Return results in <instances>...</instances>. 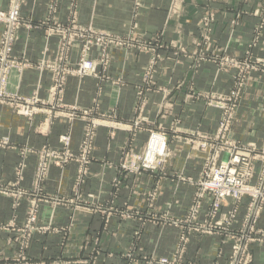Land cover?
<instances>
[{"label": "rangeland", "instance_id": "374dc122", "mask_svg": "<svg viewBox=\"0 0 264 264\" xmlns=\"http://www.w3.org/2000/svg\"><path fill=\"white\" fill-rule=\"evenodd\" d=\"M182 1L169 0L167 21H179L182 13L177 4ZM56 2L51 0L50 15L55 13ZM72 2L69 23L51 21L53 25L47 28L45 37L49 39L55 36L57 42L52 52L47 47L44 49L37 63L14 52L21 31L37 27L22 15L25 0H6L4 8H0V119L3 116L2 107H6L11 116L23 119L26 126L37 133L56 124L58 134L56 147L45 144L40 148L29 145L17 147L9 136L0 134V150L16 149L19 158L14 168V180L9 183L0 180V196L11 201L14 213L22 202L26 204L21 223H17L14 218L0 222V232L11 233L5 245L15 247L12 260L0 257V261L3 260L5 264H102V259L110 255L98 239L91 237L82 241L81 238L74 239L73 256L69 258L64 254L49 257L31 255L34 242H43L48 239L43 237L50 233L68 232L70 224H75L81 213H90L103 218L105 225L112 215L122 221H135L129 244L121 254L122 264H197L192 259H185L187 249L194 242L201 243L212 237L220 238L228 251L224 258L225 254L219 250L213 263L209 264H255L253 248L264 244V229L258 227L264 211V141L258 144L251 140L252 136L248 133H243L244 115L241 107L247 90L264 77L263 59L255 55L264 30V0H236L234 3L237 11L230 21L232 27H239L246 17L257 20L249 42L242 49H234V52L221 40V34L225 31L215 29L225 22V16L223 10L213 6L219 4L214 1L212 9L204 7L198 15L201 32L198 42L191 43L194 45L191 47L193 50L189 45L181 46L176 38L167 35L168 32L149 34L141 31L137 27V17L142 19L143 14H134L133 21L122 31L98 29L92 24L77 25L74 8L77 3L76 0ZM222 5L224 7L225 4ZM140 7L142 3L134 1L135 13ZM15 10L18 16L12 19ZM234 28L231 34L237 36L238 30ZM174 33L177 34L176 31ZM75 48L78 49V57L73 62L71 55ZM144 56H147V61L139 63L140 57ZM182 58L185 59L186 76L189 71L195 75L200 70L205 73L212 70V79L206 81L202 78L201 81L212 82L213 87L210 91H198L194 88L195 77L184 83L186 94L180 95L184 98L179 96V100L186 103L185 106L192 101L201 104L198 103V111L187 110V114L179 117L175 105L169 101L174 95H164L160 101L159 96L153 99V94L149 93L154 91L152 88L159 75L176 71V66L182 64ZM88 61L92 62L93 69L84 71L82 65ZM29 69H35L39 76L44 73L50 76L45 96L40 95L39 80L30 94L20 92L19 82ZM133 75L139 80L135 85L133 83V117L121 118L117 107L103 109V98L111 99V95L104 96L105 85L123 87L127 77ZM71 79L77 81L78 89L71 100H67L66 87ZM167 80L173 85V92L181 87L180 84L176 86L170 77ZM86 81L94 86L89 97L81 93ZM148 104L153 105V109H149L152 114L145 109ZM259 112H255L257 121H260L259 125L264 130V111ZM196 113H199L200 120L205 118L206 122L212 123V131H192L187 128L179 131V127H184L183 123L188 127L192 126L194 120H199L192 115ZM252 115L253 112H250L249 116ZM78 131L79 140L72 148L73 135ZM102 131L110 139L118 131L127 135L121 147L124 155L118 165L121 176L149 172L156 180L149 191L138 192V197L147 199L145 210L143 207L138 210L114 209L97 202L94 193L84 190L97 135ZM142 134H146L147 138L143 143L138 142L136 147V141ZM154 138H158V141ZM175 150L179 151V157L172 156ZM31 157L35 159L34 174L31 186L25 188L21 184ZM184 162L200 167V172L197 179L183 174L177 176L190 187L191 197L190 203L184 207L183 215L173 218L169 210L161 212L155 207L162 193L159 179L165 176L167 166L182 165ZM72 164L76 165V172L69 193L65 194L59 189L47 192L46 184L52 168L63 170ZM224 167L233 171L234 184L243 183L247 187L238 199L231 196L220 199L214 190L208 188H212V174ZM113 184L111 197L117 195L121 181L116 179ZM64 218L69 222L66 227ZM147 225L159 230L165 226L178 230L169 258L158 257L154 252L149 256L142 253L139 246ZM50 240H55L56 247H64V236L51 237ZM120 241L123 243V239ZM82 242L84 252L76 254ZM152 243L157 246L158 239L152 240Z\"/></svg>", "mask_w": 264, "mask_h": 264}, {"label": "crops", "instance_id": "0c3cea01", "mask_svg": "<svg viewBox=\"0 0 264 264\" xmlns=\"http://www.w3.org/2000/svg\"><path fill=\"white\" fill-rule=\"evenodd\" d=\"M72 1L73 0H57L55 13L50 15L49 7L51 0H25L24 6L22 7V15L25 20L37 27L30 31H21L20 38L15 46V54H23L32 63H37L42 58V52L46 47L52 52L56 45L57 37L53 36L46 39L47 28L53 25L51 21L60 24L69 23L72 12L71 5H73ZM134 1L136 0H76L77 4H75L74 7L76 10V24L80 26L92 24L98 29L122 31L130 25L136 15L143 14L144 17L142 19L139 16L137 17V23L139 24L137 27H139L141 31L149 34L158 31H165V33L168 32L167 35L176 38V41H178L181 46L185 47V45H189L191 48L194 46L192 44L198 42L200 37L201 31L198 27V15L203 11L204 7L212 9V1H214L219 4L213 6L215 8L219 7L218 9H220V11L223 10L222 14L225 16V22L219 24L218 27L216 26L215 29L220 30L221 28V30L225 31L221 34L223 37L221 40L224 42L223 44L227 45L231 52H234V49L239 47L242 49L243 46L249 42L250 35L257 22V20L252 17H246L240 22L239 27L234 28L231 26L230 21L233 18L234 13L237 11L236 4H234L236 3V0H183L182 3L177 4V8L181 11L182 15L176 23L166 20L169 0H138L142 3V7H140L136 13L134 11ZM227 3L229 5H226ZM222 4H225L224 7H222ZM5 5L6 0H0V8H4ZM134 14L136 15L133 16ZM220 18L223 19L222 15ZM232 28L236 31L238 30L239 34L237 36L234 33L231 34ZM174 30L177 33L176 35ZM231 52L230 54H232ZM255 55L258 58L263 59L262 61L264 62V30L257 44ZM71 56L72 61L75 62L78 57L77 48L73 50ZM92 57L94 58L93 54ZM181 60L182 64L181 66H176V71H173L172 73L164 72L159 75L155 87L152 88L154 91L149 93L153 94V99L154 97L159 96L160 101H162L161 99L164 95H174L169 101L175 105L174 108L179 112V117H183L185 113L187 114V110L198 111L201 104L200 102H198L200 103L198 104L192 101L190 105L185 106L186 103H182L181 99L179 100L180 95L186 94L184 83L187 84L190 79L195 77L194 88L198 91H201L202 89L203 91H210L213 87L211 86L212 82L201 81L202 78H205L206 81L212 79V70H210V73H205L204 70H200L195 75L189 71L186 76L184 73L186 70L184 65L185 59L182 58ZM138 61L139 63L147 61V56L140 57ZM117 73L119 74V72ZM129 74L131 75V72ZM134 76L135 75L127 77L126 85L123 87L105 85L104 96L111 95V99L109 101L106 100L107 98H103V109L109 106L117 107L118 114L121 118L130 119L133 117L135 93L133 86L139 82L137 76ZM169 77L172 79L173 83H176V86L179 84L181 85V87L177 88L174 92L172 91L173 85L168 83L167 79ZM38 80L39 88L41 87V89H39L40 95L45 96L50 76L45 73L39 76L35 69H29L24 74L22 81L19 82V86L21 85L20 92L23 94H30L34 90ZM93 87L94 86L90 81H86L82 85L81 93H85L89 97V95L91 96L93 93ZM77 89V81L72 79L69 80L66 87L67 100H71L72 95L76 93ZM180 97L182 99L184 98V96ZM160 103L163 105V102ZM2 109L3 116L0 119V134L9 136L11 141L15 143L17 147L29 145L35 148H40L45 144L56 147L58 136L55 130L56 124L51 125L49 129L42 130V133H37L36 130L27 127L23 119L11 116L6 107H2ZM145 109L150 112L149 109H153V105L148 104ZM241 109L244 115V120L242 121L243 133H248L249 136H252L250 137L251 140L256 141L258 144L263 142L264 130L261 128V124L259 125L260 121H257V115L255 112L258 114L260 113L259 111H264V77H262L259 83H255L251 89L247 90L244 100L242 101ZM250 112H253L252 117L249 116ZM192 115L199 120H194L192 126L188 125V127L183 123L184 127L181 128L179 127V124V131L185 130V128L192 131H212L211 122H206L205 118L200 120L199 113ZM254 115H256L255 121L252 120L254 119ZM79 137V131L73 135L72 148L77 144ZM126 137L127 135L122 131H118L113 139H110L104 131L98 133L95 150L93 152V161L89 166V175L84 190L86 193H94L98 198L97 202L106 204L114 209L126 208L130 210H138L140 207H143L145 210L147 199L138 197V192L144 190V193H146L151 188L152 183L156 180H153L149 172H143L140 175L127 177H123L119 174L120 170L118 165L124 155L121 147L126 140ZM146 138V134L139 136L135 146L137 147L139 145L138 142L143 143V140ZM153 153H155V151ZM172 154V156L176 158L179 157L178 154L180 153L175 150ZM18 159L16 149L0 150V180L2 182L9 183L14 180V168L18 163ZM34 161V157H31L28 160L27 168L24 171V179L21 184L22 187L29 188L31 186L34 174ZM165 170V176L159 179L162 193L160 198L156 201L155 207L157 211L161 212L169 210V213L173 218H178L183 215L186 208L185 206L190 203L191 190L190 187L187 184L182 183L177 176L183 174L193 179H197L199 177L200 167L192 165L191 163L185 164L184 162L182 165L167 166ZM75 172L76 165L74 164L68 165L63 170L52 168L49 173V181L46 184V191L55 192L59 189L64 191L65 194H68ZM116 179L121 181V185L118 189L117 195L111 197L113 190L112 184ZM244 205L245 204H242V206ZM25 208L26 204L22 202L20 207L14 213L11 208V201L6 197L0 196V222H8L14 218L17 223H21L25 215ZM63 223L64 227L68 226L69 222L67 221V218L63 219ZM135 224V221H122L116 215H112L108 224L105 225L103 218L101 219L100 216L92 215L90 213H81V215L77 217L75 224H70L71 228L68 232H55L58 235L50 233L47 236H44L43 238L48 239H44L43 242H34L31 247V252L33 253H30L31 255L42 257L44 255L45 257H49L64 254L69 258V256H73L74 239L81 238L82 241L86 237H91L98 239L100 245H102L106 249L107 254L110 255L108 258L102 259V264H122L121 254L129 244L132 228ZM258 227L264 229V211L258 222ZM8 235H11V233L0 232V257L12 260V258H14L15 247L5 245ZM58 236H64V247H56L55 240H50L51 237ZM177 237L178 230L174 227L165 226L163 230H159L152 225H147L142 235L139 248L145 255L149 256L154 252L158 257L169 258ZM120 239H123V243ZM156 239H158L159 244L154 246L152 240ZM80 248V251L76 254L84 252L85 247L83 242ZM219 250L225 254V258L228 247L222 245L220 238L212 237L204 239L201 243L194 242L191 244L187 249L185 259H192L197 264L213 263L215 255ZM253 251H255V264H264V244L255 246ZM47 252L50 254H47ZM2 261L3 260L0 261V264H5ZM69 264H72V262ZM137 264H144V262H139Z\"/></svg>", "mask_w": 264, "mask_h": 264}, {"label": "built area", "instance_id": "2783aa9c", "mask_svg": "<svg viewBox=\"0 0 264 264\" xmlns=\"http://www.w3.org/2000/svg\"><path fill=\"white\" fill-rule=\"evenodd\" d=\"M15 11L16 13L13 14L14 18L12 19H16L18 16L17 10ZM82 69L84 71L92 70L93 69L92 62L90 61L84 62L82 65ZM236 162H238V159ZM215 173L212 174V188L211 187H208V188L214 190L217 193L218 198L225 199L228 196H231L235 199H238L242 194L245 193L247 187H245L243 183L234 184L232 182L234 180V174L232 170H227L224 167L222 170L216 171ZM245 178L247 179L248 176L246 175ZM208 188L205 187V189H208Z\"/></svg>", "mask_w": 264, "mask_h": 264}, {"label": "bare ground", "instance_id": "6f19581e", "mask_svg": "<svg viewBox=\"0 0 264 264\" xmlns=\"http://www.w3.org/2000/svg\"><path fill=\"white\" fill-rule=\"evenodd\" d=\"M153 139V138H152ZM154 139H157V141H158V138H154ZM163 146H164V143H163ZM161 147H162V145H161ZM160 149H162V148H160ZM157 152V151H156Z\"/></svg>", "mask_w": 264, "mask_h": 264}]
</instances>
